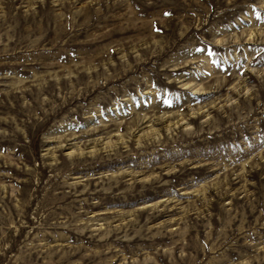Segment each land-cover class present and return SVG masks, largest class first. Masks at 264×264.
<instances>
[{
    "label": "rangeland",
    "instance_id": "rangeland-1",
    "mask_svg": "<svg viewBox=\"0 0 264 264\" xmlns=\"http://www.w3.org/2000/svg\"><path fill=\"white\" fill-rule=\"evenodd\" d=\"M0 264H264V0H0Z\"/></svg>",
    "mask_w": 264,
    "mask_h": 264
}]
</instances>
